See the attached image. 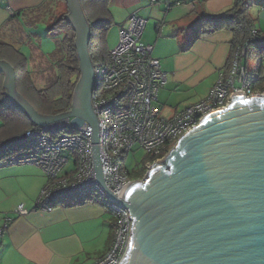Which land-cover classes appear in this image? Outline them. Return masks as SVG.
I'll return each mask as SVG.
<instances>
[{
  "label": "water",
  "instance_id": "1",
  "mask_svg": "<svg viewBox=\"0 0 264 264\" xmlns=\"http://www.w3.org/2000/svg\"><path fill=\"white\" fill-rule=\"evenodd\" d=\"M75 31L80 77L70 110L42 115L16 90L13 67L0 61L10 103L35 126L70 118L91 128L96 180L129 211L132 227L120 264H264V93L231 96L188 129L119 200L103 183L97 119L91 108L90 26L79 0H65Z\"/></svg>",
  "mask_w": 264,
  "mask_h": 264
},
{
  "label": "built area",
  "instance_id": "2",
  "mask_svg": "<svg viewBox=\"0 0 264 264\" xmlns=\"http://www.w3.org/2000/svg\"><path fill=\"white\" fill-rule=\"evenodd\" d=\"M167 7L180 0H152ZM144 20L132 13L117 43L104 61L93 65L94 86L91 108L98 125L103 183L119 200L127 183L142 180L147 169L162 161L188 129L211 111L227 107L231 96L242 92L250 98L264 92L254 90L252 71L245 64L247 45L233 49L230 64L219 72L206 96L176 110L171 116L160 115L158 92L167 82L158 59L152 56L153 46L141 41ZM91 126L84 122L74 126L63 118L24 132L23 150L6 156L0 166L30 164L46 177L35 202L37 210L49 212L63 200L94 198L112 217L111 242L96 260L88 264H120L132 235L129 211L109 199L96 180L91 150ZM156 156L146 163L142 178L129 177L121 158L134 147ZM16 216L25 215L22 204L13 209ZM16 216L6 215L0 237Z\"/></svg>",
  "mask_w": 264,
  "mask_h": 264
},
{
  "label": "crops",
  "instance_id": "3",
  "mask_svg": "<svg viewBox=\"0 0 264 264\" xmlns=\"http://www.w3.org/2000/svg\"><path fill=\"white\" fill-rule=\"evenodd\" d=\"M46 1L0 0V41L10 40L15 32H21L20 38H24L22 22H26L29 13L42 10ZM232 4L233 0H180L179 4L167 7L152 0H110L112 25L105 35L106 49L115 46L128 17L137 14L144 20L141 41L153 46L152 56L159 60L167 75L165 85L169 83L173 89L196 88L206 82L205 89L195 93L199 101L206 96L218 73L227 69L232 32L221 29L202 35L185 51L181 43L198 15L219 13ZM249 12L255 28L264 34V0H253ZM38 57L42 61L43 53L39 52ZM169 99L164 89H160L156 103ZM181 108L160 111L169 117ZM45 183L46 177L37 167L0 166V225L6 215L16 216L12 211L17 205L22 204L27 210L2 232L0 264H88L110 244L112 217L97 203L68 206L71 202L68 199L49 212L37 210L34 202Z\"/></svg>",
  "mask_w": 264,
  "mask_h": 264
},
{
  "label": "trees",
  "instance_id": "4",
  "mask_svg": "<svg viewBox=\"0 0 264 264\" xmlns=\"http://www.w3.org/2000/svg\"><path fill=\"white\" fill-rule=\"evenodd\" d=\"M110 0H79L83 14L90 26V40L87 45L88 53L92 64L104 61L107 57L105 35L112 25L111 14L108 9ZM65 0H48L44 3L43 9L51 8V13L57 4ZM253 0H233L230 8L215 14H201L190 24L183 49L189 48L202 35L228 29L232 32V51L228 58V68L232 57L233 49L236 46L247 45L245 64L248 57L253 58L254 68L250 69L254 77V90L264 91V71L262 60L264 58V34L260 33L254 26L249 9ZM67 6V4H66ZM49 8V9H50ZM42 9V10H43ZM33 11V10H32ZM29 13L26 24H34L35 14ZM14 14V13H13ZM68 9L56 16L49 30L57 29L61 33L60 43L54 50L52 57L43 58L45 66L42 69L37 65L31 66L28 70L27 58L13 44L0 41V61L9 63L15 73L16 90L42 115H57L70 110L73 100V91L80 77L78 68L79 61L74 45L75 31L71 23L66 19ZM19 14H16L18 16ZM15 16V15H14ZM47 58V59H46ZM46 59V60H45ZM53 62V65L51 63ZM45 75V76H44ZM44 76L45 82L40 86L37 79ZM4 73L0 71V162L8 155L23 150L24 132L35 125L28 117L13 106L7 98L3 86ZM157 157L147 154L145 163L141 170L129 171L132 179L143 176L146 170V163L153 162ZM97 201L94 198L71 199L68 206L84 204Z\"/></svg>",
  "mask_w": 264,
  "mask_h": 264
},
{
  "label": "rangeland",
  "instance_id": "5",
  "mask_svg": "<svg viewBox=\"0 0 264 264\" xmlns=\"http://www.w3.org/2000/svg\"><path fill=\"white\" fill-rule=\"evenodd\" d=\"M49 8L40 10L39 12L35 14V17L37 18L34 24L27 25V24H24L25 23L24 21L22 22L23 25H21L20 28H21L22 33L25 35L24 38L22 39L20 38L21 32H15L13 34V38H11L8 41L4 40L5 42L13 44L14 47H16L21 53H23L26 56L27 61H28L27 63L28 70H30L31 66L33 65H37L36 66L37 68H40L42 66V69H43L46 63L39 60L38 53L41 52L43 53V56L46 55L48 58L52 57L51 54H53L54 50L60 43L59 40L62 36L61 33L57 29L49 30L52 26L50 24L53 23V19L56 16L64 13L65 11H67L68 8L66 4L63 2H60L59 4H57V7H55V9L52 10L53 14L51 13V8L50 9ZM26 35H28L29 38H27ZM184 43L185 41L182 42L181 44L184 45ZM183 45L181 49L184 51L188 50L191 47L190 46L187 49H183ZM36 51H38V53ZM49 63L53 65V62H51V60ZM254 64L255 63H254L253 58L248 57L247 59L248 68L253 69ZM262 69L264 71V58L262 60ZM44 76H41V81L40 79H37V82L39 83L40 86L45 82ZM206 84H207L206 82H203L200 86L196 88L195 87L194 88H181L180 87V88L173 89V87H170V84L168 83V85H165L161 87L160 89H164V92L167 94L168 97H170V99L169 101H165L166 103H162L164 101L157 103V106L159 109L162 110V108L168 109L170 107H175V106H180L183 108L185 107V105L186 106L189 105L190 102L195 103L198 100L196 98L195 93L196 94L200 93L201 92L200 89H205ZM188 89H196V90H191L189 92ZM160 115L165 116V117L168 116L162 111L160 112ZM0 123H1L0 124L1 126L2 122L0 121ZM146 158H147V153L143 149H140L135 146L132 149V151H130L128 154H126L125 156L121 158V161H122L123 166L127 170L139 171L141 170V168H143ZM23 165H28V166L33 167V165H30V164H23ZM13 166H20V165H13ZM2 226H3V223L0 225V227Z\"/></svg>",
  "mask_w": 264,
  "mask_h": 264
}]
</instances>
